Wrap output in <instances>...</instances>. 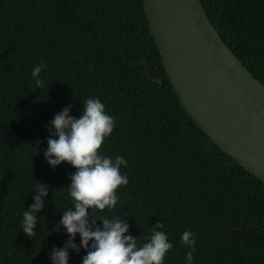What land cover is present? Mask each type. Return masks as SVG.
I'll use <instances>...</instances> for the list:
<instances>
[{"label": "trees", "instance_id": "16d2710c", "mask_svg": "<svg viewBox=\"0 0 264 264\" xmlns=\"http://www.w3.org/2000/svg\"><path fill=\"white\" fill-rule=\"evenodd\" d=\"M213 26L264 83V0H201ZM44 62L43 89L31 78ZM99 97L115 126L100 151L122 156L128 184L112 212L143 242L157 221L172 242L164 264H184L180 234H195L193 264H264V182L193 121L163 67L142 0H0V264H51L67 240V162L43 156L63 107L79 116ZM38 147V148H37ZM48 186L35 235L21 230L33 185ZM100 221H97L99 224ZM79 246V235L75 237ZM80 264L84 249H69Z\"/></svg>", "mask_w": 264, "mask_h": 264}, {"label": "clouds", "instance_id": "9594fccd", "mask_svg": "<svg viewBox=\"0 0 264 264\" xmlns=\"http://www.w3.org/2000/svg\"><path fill=\"white\" fill-rule=\"evenodd\" d=\"M44 62L34 65L31 78L35 88L43 89L45 82L41 78ZM70 107L65 106L49 121V135L45 138L47 147L43 156L47 163L55 167L62 161L69 163L74 172L68 174L67 198L70 206L62 211L59 221L68 234L62 247H53L50 253L51 264H68L69 249L79 252L85 250L80 264H164L165 254L172 249L168 234L159 229L163 222L150 228V233L143 242L137 236L128 233L129 224L119 216H108L118 203L117 189L128 184V176L120 171L127 166L122 156L114 158L100 151L104 140L109 137L115 126V118L105 108L99 97H87L79 116L70 114ZM38 148V147H37ZM49 189L42 182L33 185V203L22 213L21 230L29 237L35 235L36 212L44 206L42 197ZM97 221H100L97 224ZM79 235V246L75 237ZM179 243L185 252L184 264H193L195 234L184 230Z\"/></svg>", "mask_w": 264, "mask_h": 264}, {"label": "water", "instance_id": "95a60500", "mask_svg": "<svg viewBox=\"0 0 264 264\" xmlns=\"http://www.w3.org/2000/svg\"><path fill=\"white\" fill-rule=\"evenodd\" d=\"M163 67L193 121L264 182V83L228 47L201 0H142Z\"/></svg>", "mask_w": 264, "mask_h": 264}]
</instances>
